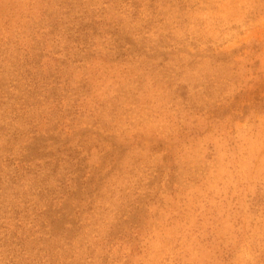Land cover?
<instances>
[{
	"label": "rangeland",
	"instance_id": "374dc122",
	"mask_svg": "<svg viewBox=\"0 0 264 264\" xmlns=\"http://www.w3.org/2000/svg\"><path fill=\"white\" fill-rule=\"evenodd\" d=\"M0 264H264V0H0Z\"/></svg>",
	"mask_w": 264,
	"mask_h": 264
}]
</instances>
